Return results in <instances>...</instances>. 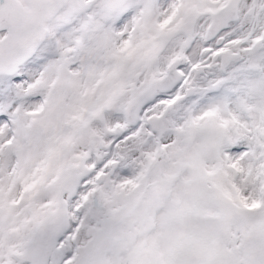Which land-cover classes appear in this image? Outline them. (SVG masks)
<instances>
[{"label":"snow or ice","instance_id":"snow-or-ice-1","mask_svg":"<svg viewBox=\"0 0 264 264\" xmlns=\"http://www.w3.org/2000/svg\"><path fill=\"white\" fill-rule=\"evenodd\" d=\"M0 264H264V0H0Z\"/></svg>","mask_w":264,"mask_h":264}]
</instances>
